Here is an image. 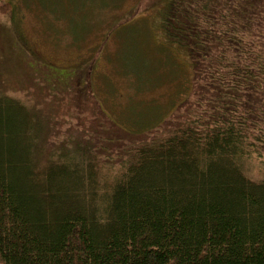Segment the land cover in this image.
Segmentation results:
<instances>
[{
    "label": "trees",
    "instance_id": "16d2710c",
    "mask_svg": "<svg viewBox=\"0 0 264 264\" xmlns=\"http://www.w3.org/2000/svg\"><path fill=\"white\" fill-rule=\"evenodd\" d=\"M154 4L189 71L156 124L71 132L0 93V264H264V0Z\"/></svg>",
    "mask_w": 264,
    "mask_h": 264
},
{
    "label": "rangeland",
    "instance_id": "374dc122",
    "mask_svg": "<svg viewBox=\"0 0 264 264\" xmlns=\"http://www.w3.org/2000/svg\"><path fill=\"white\" fill-rule=\"evenodd\" d=\"M43 2L60 6L62 15L42 10ZM154 5V0H0V93L62 127L70 123L71 132L106 128V119L128 136L137 131L130 120L141 116L156 124L185 102L189 71L183 55L161 47ZM85 91L88 98L81 103L78 92ZM246 168L254 179L263 175L254 161Z\"/></svg>",
    "mask_w": 264,
    "mask_h": 264
}]
</instances>
